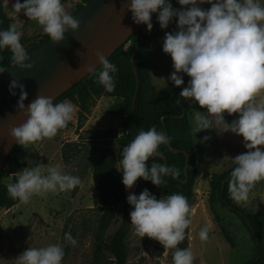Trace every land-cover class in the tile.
I'll list each match as a JSON object with an SVG mask.
<instances>
[{"label": "clouds", "instance_id": "obj_1", "mask_svg": "<svg viewBox=\"0 0 264 264\" xmlns=\"http://www.w3.org/2000/svg\"><path fill=\"white\" fill-rule=\"evenodd\" d=\"M175 8L171 0H130L127 8L134 23L146 24L151 31L152 13L162 29L168 27L175 17L176 28L165 32L162 50L172 59L174 71L167 77L180 90L181 98L197 102L206 113L193 114V133L215 129L217 134L232 132L242 135L248 151L232 157L227 191L231 199L240 203L248 199V193L257 181L264 179V97L256 102L257 94L264 92V3L262 0H177ZM210 7L202 8L201 5ZM70 6V5H69ZM15 12L24 14L42 26L52 42L65 38L71 29L77 30L80 21L70 14L62 0H15ZM21 33L15 24L0 30V50L8 47L12 52V64L21 69H32L33 62L20 43ZM99 69L89 66L96 73L97 82L107 92L115 88V64L97 50ZM4 69L0 68V73ZM190 79L187 84L183 75ZM9 91L16 95L20 90L17 109L25 112L26 120L10 128V135L17 144L25 146L43 138L54 137L72 119L74 106L69 101L53 103L50 96L38 95L25 107L28 93L25 86L12 74ZM165 80V78H164ZM228 115L238 113L231 122ZM203 140L210 139L205 136ZM171 137L155 126L140 129L135 137L123 146L117 169L122 173V183L131 188L138 178L160 186L163 177H176V170L165 164L146 163L149 157L159 155L158 146L168 145ZM17 179L6 185L8 195L21 202H28L35 195L71 190L81 183L78 176L62 172L58 167L48 166L46 174L42 165L26 166L16 174ZM127 202L133 206L129 213L135 232L158 240L165 248H174L173 264H193L190 248H177L184 239L185 229L190 224L187 218L189 204L180 193L157 198L148 188L138 195L129 193ZM209 228L204 226L198 236L208 239ZM64 239L72 244L76 240L70 233ZM64 256L59 243L44 247H28L18 257V264H61Z\"/></svg>", "mask_w": 264, "mask_h": 264}, {"label": "rangeland", "instance_id": "obj_2", "mask_svg": "<svg viewBox=\"0 0 264 264\" xmlns=\"http://www.w3.org/2000/svg\"><path fill=\"white\" fill-rule=\"evenodd\" d=\"M85 1L62 0V3L70 13ZM171 2L175 8L188 7L181 6L174 0ZM14 3L15 0H4V7L11 24H15L21 33L20 43L25 49L40 41L45 33L42 26L35 20H30L23 10L15 12ZM201 7L208 8L210 5L205 3ZM175 20L174 17L165 29L160 27L157 20L146 36L148 71L156 91L171 82L167 77L174 71L172 59L163 52L162 44L165 32L176 28ZM128 45L129 42L126 46ZM261 97H264V92L257 94L256 102ZM67 101L73 104L74 113L62 128L61 136L52 137V140L40 139L41 141L23 146L19 158L26 162L24 167L40 164L42 173L46 174L48 166H55L62 172L78 176L81 183L71 190L34 194L28 202L20 201L12 209L0 208V264H18L17 257L26 248L56 243L61 244L64 250L61 264H114L108 256L101 261H97L95 257V232L102 213V203L93 182L92 169L95 159L110 140L116 152V167L120 166V140L127 134L123 125L125 116L111 113L109 109L121 104L123 99L107 96L102 92L89 97L85 102L86 109L78 97ZM197 111L206 115V108H190L187 114L192 127L193 114ZM81 112H84L82 116ZM80 123L82 127H79ZM192 134L200 161L188 232L189 248L194 256L193 264H244L255 252L249 231L234 213L222 206L217 199L210 198L213 177L228 170L233 165L232 157L246 149L243 137L230 131L217 134L215 129H205L197 134L192 131ZM205 136H210V139L203 140ZM67 142H76L77 145L70 146ZM259 147L264 149V145ZM64 148L71 157L69 162L63 160ZM2 181L12 183V174H4ZM129 193H140L137 181L126 189L127 196ZM239 204L251 213H264V186L254 184L248 193V199ZM132 208L131 205V210ZM118 226L119 223H112L107 232L112 233ZM204 226L209 228V232L208 239L202 241L198 233ZM66 232L76 240L75 244L64 239ZM127 243L129 264H173L172 248H165L147 234L140 237L132 224Z\"/></svg>", "mask_w": 264, "mask_h": 264}, {"label": "trees", "instance_id": "obj_3", "mask_svg": "<svg viewBox=\"0 0 264 264\" xmlns=\"http://www.w3.org/2000/svg\"><path fill=\"white\" fill-rule=\"evenodd\" d=\"M87 1V0H86ZM85 1V2H86ZM173 1V0H172ZM177 1V0H174ZM84 2V3H85ZM79 4L70 12L73 16L84 4ZM157 13H152V24L157 21ZM11 24V20L5 10L4 0H0V30H5ZM147 25L142 24L139 31V40L134 65L137 68V75L131 62L132 54L136 47V35L133 33L129 39L120 46L108 60L115 64L118 71L114 73L115 88L112 92L105 91L104 87L97 82L96 73L92 72L86 78L74 85L71 89L59 96L53 103L67 99L79 98L81 105L85 108V102L90 96L99 95L102 92L107 96H117L123 99L121 104L113 105L109 109L111 113L122 114L125 116L123 125L127 134L120 140L123 148L130 142L140 129L148 130L155 126L157 131H164L171 137L168 145L158 146L156 155L149 157L146 162L150 166L153 162L164 164L166 158L167 165L173 167L177 175L163 177L160 186L154 185L151 181L138 178V189L140 192L148 188L157 198H163L172 193L183 194L189 204L187 217L191 220V208L194 199V185L198 176L199 157L197 146L193 139L192 126L188 119L187 111L190 108L204 110L197 102L190 98H181L180 90L183 87L175 86L172 82L156 91L151 83L148 71V51L146 36L148 34ZM50 40L45 33L40 41L30 44L24 50L26 52L40 47L43 43ZM129 42V45L126 44ZM12 52L8 47L0 50V68L6 71L12 65ZM102 66H99V69ZM185 84L190 79L187 74L181 73ZM135 101L133 104L134 96ZM183 109L186 110L182 116ZM84 112H81L83 115ZM238 116V113L228 115L225 111V120L231 122ZM82 127V124H79ZM67 145L76 146V142H67ZM65 144V145H66ZM110 140L103 147L93 163V182L98 190L102 203V213L98 218V225L95 232L97 261H101L108 256L114 264H129V247L127 237L130 232L131 223L129 213L131 205L127 202L126 187L122 183V173L117 169L116 152ZM23 146L16 144L7 157L6 163L0 170V208L10 209L20 202L19 199L11 198L7 193L6 185L2 181V176L6 173H17L26 162L20 160L19 152ZM259 147V146H258ZM248 151L245 149L244 152ZM64 162H69L71 157L66 148L62 151ZM188 160L187 171L185 165ZM233 164L228 170L219 175H215L211 181V200L217 199L220 204L234 213L243 225L247 228L253 241L254 254L248 258L244 264H264V213H251L230 198L227 191V181L230 178ZM14 182V180H13ZM12 182V183H13ZM255 184L264 186V179ZM112 223H119V226L112 232L108 229ZM189 226L185 229L184 239L177 244V248H189L188 232ZM175 251L172 248L171 257Z\"/></svg>", "mask_w": 264, "mask_h": 264}, {"label": "water", "instance_id": "obj_4", "mask_svg": "<svg viewBox=\"0 0 264 264\" xmlns=\"http://www.w3.org/2000/svg\"><path fill=\"white\" fill-rule=\"evenodd\" d=\"M129 2L130 0H87L74 15L80 21L77 30L69 29L62 41L48 40L27 52L34 65L32 69H21L12 64L0 73V170L17 144L10 135V128L20 125L27 118L25 112L16 107L20 90H15L16 95L9 91L12 74L24 84L28 93L24 100L25 107L38 95L50 96L54 102L93 72L88 71L89 66H100L95 55L97 50L103 52L108 59L135 33L136 47L131 62L137 75L134 61L143 23L133 22L131 11L127 8ZM135 97L136 94L133 104ZM185 113L186 110L183 109L182 116ZM164 164L167 165L166 158ZM187 167L188 160L185 171ZM16 174H12L14 181L17 179Z\"/></svg>", "mask_w": 264, "mask_h": 264}, {"label": "crops", "instance_id": "obj_5", "mask_svg": "<svg viewBox=\"0 0 264 264\" xmlns=\"http://www.w3.org/2000/svg\"><path fill=\"white\" fill-rule=\"evenodd\" d=\"M61 132H62V128L58 130V132H57V134L54 136V138L61 136ZM43 139H46V138H43ZM47 139H51V140H52V138H47ZM47 139H46V140H47ZM40 141H41V140H40ZM22 159H24V158H22ZM16 206H17V204H16L15 206H13L12 208H14V207H16ZM12 208H10V209H12ZM17 229H18V228H17ZM19 229H22V228H19Z\"/></svg>", "mask_w": 264, "mask_h": 264}]
</instances>
